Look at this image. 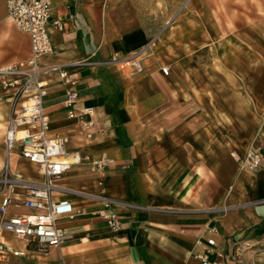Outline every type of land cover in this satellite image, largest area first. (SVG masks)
I'll return each instance as SVG.
<instances>
[{
	"label": "crops",
	"instance_id": "0c3cea01",
	"mask_svg": "<svg viewBox=\"0 0 264 264\" xmlns=\"http://www.w3.org/2000/svg\"><path fill=\"white\" fill-rule=\"evenodd\" d=\"M7 2L0 0V67L31 53ZM214 7L211 0H52L53 52L42 64L61 66L76 83L49 75L45 107L51 135L68 137V153L82 158L59 182L76 212L59 220L69 237L48 259L37 253L0 264H201L198 242L205 246L209 238L216 240L212 262L264 264V164L249 170L233 156L244 159L252 146L264 148V85H255L254 65L244 73L231 68L238 56L240 65L264 64V0L217 1L223 24L211 23ZM211 30L236 40L232 62L220 69L210 60ZM140 51L146 53L139 73L112 61ZM227 71L239 79L238 89L225 85ZM70 91L78 93L74 111L94 108L92 139L68 118ZM232 93L227 104L224 97ZM10 109L0 104V171ZM18 158L13 171L31 174ZM102 160L99 170L93 162ZM104 209L118 216L119 231L99 216Z\"/></svg>",
	"mask_w": 264,
	"mask_h": 264
},
{
	"label": "built area",
	"instance_id": "2783aa9c",
	"mask_svg": "<svg viewBox=\"0 0 264 264\" xmlns=\"http://www.w3.org/2000/svg\"><path fill=\"white\" fill-rule=\"evenodd\" d=\"M7 4L9 17L17 30L30 38L31 53L26 60L0 67V104L7 103L11 108L5 130L6 160L0 171V262L27 258L33 253L48 259L51 250L61 249L69 237L59 226V220L76 212L59 182L73 165L81 163L82 158L73 155V159L77 160L71 161L67 151L69 138L51 135V122L45 107L49 93L47 77L56 74L67 85H74L76 81L61 66L42 64V59L53 52L49 32L52 0H8ZM53 26L59 32L64 30V24L59 20L54 21ZM145 53L140 51L126 59H119L115 55L112 61L139 73L143 69ZM162 72L168 76L169 67H164ZM77 100L78 93L70 91L65 100V106L70 108L68 118L76 119L81 133L87 139H92L95 134L94 108L77 113L74 111ZM14 156L34 164L42 178L20 177L12 169ZM233 156L243 168L249 170H256L264 164L262 147H252L244 159ZM93 165L102 170L106 164L102 160L94 161ZM22 208L28 212H11L12 209ZM99 216L113 231L121 229L122 224L116 214L104 209ZM211 232L215 233L216 229ZM7 233L23 242V248L11 243ZM198 245L203 247V251L195 254V258L201 264H224L210 260L212 249L216 246L214 238H209L205 246L202 242H198ZM241 256L242 251L237 253V259Z\"/></svg>",
	"mask_w": 264,
	"mask_h": 264
},
{
	"label": "rangeland",
	"instance_id": "374dc122",
	"mask_svg": "<svg viewBox=\"0 0 264 264\" xmlns=\"http://www.w3.org/2000/svg\"><path fill=\"white\" fill-rule=\"evenodd\" d=\"M217 1L219 2V0H211V6H213V5L215 6L214 7L215 13H213V16H214L215 20H211V23L212 24H213V21H214L215 24L216 23H220L221 24V22L223 20V16L218 15V11H217ZM225 17H226L227 24L232 26V21L230 19V17L232 18V15H228L227 14V15H225ZM198 24L200 25V23H197V21L193 22V27L196 29V27H198ZM222 24H223V22H222ZM179 33H178V37L180 36ZM181 33H185V32H181ZM209 40L211 41V43H215V47H211V49H210L211 50L210 51V56H211L210 60H211V62H215L216 63L215 64V67L218 68V69L222 68V66H228V64L230 62H232V58H233V56L235 54V52H234V49L236 48L235 36L234 35H229V36H227L225 38H221L220 39V38H217L213 34V32L211 30L209 32ZM226 41L229 42L230 45H231V49L230 50L224 48V45L225 44H223V43L224 42L226 43ZM239 62H240V59H239V56H238L235 59V61H233V66H231V68L233 70H235V71L237 70L238 73H239V71H241V72L244 73V71H246L245 69H248L249 66L254 65V67L252 68V75L253 76L254 75H257V79H256V84L255 85L259 88V90H261L262 86L264 85V64L260 60H258V62L256 61V62L248 63L246 65H243V64L240 65ZM249 64H251V65H249ZM234 65H235V67H234ZM226 75L228 76V78L226 79L225 85L230 90H233L234 89V86L237 85L236 86V89H238L237 87L239 86V83H236V82L239 79L238 78L235 79V78L229 76L230 73L228 71L226 72ZM240 80L244 81L246 84H249V82H250V78H243V79H240ZM254 82H255V80L252 79V83H254ZM262 90H263V88H262ZM235 96H236V94L232 93V94L227 95L226 97H224V99H225V101H226L227 104H228V102H231L232 103ZM259 96L260 97L261 96H264V94L259 92ZM218 112L219 111L216 108H214L213 113L216 114V115H218ZM231 112L232 111H230L228 109H226L225 112H224L232 120V122L229 123L227 126H229V125H231L233 123V119H232V116L230 114ZM249 150H247L246 154L249 152ZM14 166H15V164H14ZM34 178H36V177H34Z\"/></svg>",
	"mask_w": 264,
	"mask_h": 264
},
{
	"label": "bare ground",
	"instance_id": "6f19581e",
	"mask_svg": "<svg viewBox=\"0 0 264 264\" xmlns=\"http://www.w3.org/2000/svg\"><path fill=\"white\" fill-rule=\"evenodd\" d=\"M10 18V17H9ZM11 19V18H10ZM163 69V68H162ZM248 154V153H247ZM247 156V155H246ZM70 160L71 161H76L77 159H73L74 157H72L71 155L69 156ZM18 160L21 162V163H24V164H27L29 166H31L33 168V171L31 174L27 175V174H24L22 172H17V171H14L15 173H17L20 177H25V178H28V179H41L42 178V174L38 171L37 167L34 165V164H31V163H28L27 161L21 159V158H18ZM36 178H34V177ZM1 217V216H0ZM8 234L11 235L10 233H7V237H8ZM34 255H38L37 253H33ZM31 254V255H33Z\"/></svg>",
	"mask_w": 264,
	"mask_h": 264
}]
</instances>
